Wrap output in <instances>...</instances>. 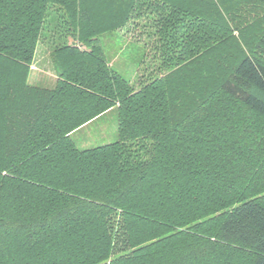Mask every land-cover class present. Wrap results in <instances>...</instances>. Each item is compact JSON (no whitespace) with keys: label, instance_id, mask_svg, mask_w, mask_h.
Masks as SVG:
<instances>
[{"label":"trees","instance_id":"trees-1","mask_svg":"<svg viewBox=\"0 0 264 264\" xmlns=\"http://www.w3.org/2000/svg\"><path fill=\"white\" fill-rule=\"evenodd\" d=\"M140 18L136 89L101 36ZM0 264H264V0H0Z\"/></svg>","mask_w":264,"mask_h":264},{"label":"rangeland","instance_id":"rangeland-1","mask_svg":"<svg viewBox=\"0 0 264 264\" xmlns=\"http://www.w3.org/2000/svg\"><path fill=\"white\" fill-rule=\"evenodd\" d=\"M139 25L127 26L124 29L108 32L101 36L105 53L113 67L124 78L138 89L141 81L158 74L159 59L157 52L152 50L156 43L154 36L147 34L148 27H143L140 18ZM51 48L46 41L38 43L35 59L31 66L32 72L29 82L43 87H53L56 71L51 60ZM148 74V76H144ZM77 146L81 149L92 148L118 139L117 109L105 113L103 116L79 130L73 135Z\"/></svg>","mask_w":264,"mask_h":264}]
</instances>
